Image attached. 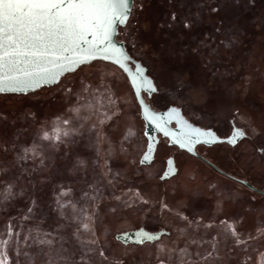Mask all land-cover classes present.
Segmentation results:
<instances>
[{"label": "rangeland", "instance_id": "rangeland-1", "mask_svg": "<svg viewBox=\"0 0 264 264\" xmlns=\"http://www.w3.org/2000/svg\"><path fill=\"white\" fill-rule=\"evenodd\" d=\"M198 1L189 0V5ZM200 1L201 16L211 18L214 0ZM182 2L137 0L123 30L127 43L155 76L166 99L178 98L176 102L195 119L199 118L197 106L206 96L197 72L204 64L220 68L221 97L236 110L238 126L246 133L230 166L250 181L260 182L264 178L260 159L264 152L259 151L264 149V0H221L222 30L208 28L201 33L195 25L198 14L190 9L185 20ZM172 14L176 21L171 20ZM184 22L197 32L196 38ZM184 93L188 94L181 101ZM230 105L224 102L223 107L227 110ZM53 124L67 132L57 142L42 137ZM139 128L143 123L130 85L116 66L104 61L83 65L58 84L33 94H0V166L4 168L0 180L2 186L12 185L10 194L0 195V232L13 225L10 243L20 253L18 258L10 255L13 262L254 264L262 258L264 228L239 231L238 239L245 243L237 245L231 233L215 231L207 214L197 219L193 231L174 228L159 243L105 244L114 240L115 232L133 227L139 204L143 216L161 210L169 227L175 223L174 214L182 215L195 194L205 192L214 201L211 208L217 210L225 197L224 190L218 194L211 171L192 165L167 182L182 186L186 182L183 195L169 192L156 167L138 162ZM213 150L218 161L231 155L229 149ZM238 192L247 194L241 188ZM263 203L259 209L248 210L259 222L264 218ZM90 214H95L96 221ZM170 240L173 243L167 244ZM251 241L254 244H248ZM213 248L215 258L205 259Z\"/></svg>", "mask_w": 264, "mask_h": 264}, {"label": "snow or ice", "instance_id": "snow-or-ice-1", "mask_svg": "<svg viewBox=\"0 0 264 264\" xmlns=\"http://www.w3.org/2000/svg\"><path fill=\"white\" fill-rule=\"evenodd\" d=\"M134 6L135 0H0V93L32 91L46 83L58 82V77L64 72L75 71L77 66L89 63L101 53L99 58L117 64L125 72L129 71L121 61L122 53L116 49L109 51L107 45L111 42L117 25L127 26L132 15L131 7ZM140 7L143 8V3ZM212 11L216 12L218 8L213 7ZM171 20H177L175 14H172ZM189 26L188 22H184L185 28ZM82 45L86 47L82 48ZM79 52L84 53L83 58L77 57L76 54ZM136 73L140 84L137 85L134 79L133 87L137 88V98L143 106L145 119L149 124L156 122L164 135L169 136L170 133L164 125L178 117L179 112L173 108L165 118L153 113L144 105L139 95L140 86L151 92H156L157 89L152 81L143 78V71L139 67ZM63 123L67 124L68 121L65 119ZM66 135L67 132L62 133L55 124L42 133L43 139L50 142L60 141L62 136ZM212 135L211 132L193 129L188 135V140L192 143H200V137ZM245 135L243 130L235 129L228 143L235 144L237 139L244 138ZM173 142L180 143L181 148L188 147L189 151L192 150L182 141ZM153 151L152 144H149L141 163H150ZM260 151L264 152V149ZM168 165L169 169L161 177L162 179L174 174L171 159L168 160ZM3 173L4 168L0 166V177ZM3 184L4 181L0 180V195L10 194L12 185L9 183L2 186ZM64 195H67V192ZM63 207L65 204L62 203L61 208ZM221 223L225 225L226 231L237 237L235 241L237 245L245 243L238 239L239 233L231 224L227 221ZM84 228L87 230L88 225H84ZM15 235L18 236L19 233ZM136 235L139 237L138 243L160 239L159 235L144 230H140ZM13 236L12 224H9L5 231L0 232V264H17L10 259L12 253L17 258L20 256L19 251L13 249L10 243ZM214 252L215 248L204 258H215ZM99 255L103 257L104 253L101 251ZM254 264H264V255L261 259L254 260Z\"/></svg>", "mask_w": 264, "mask_h": 264}, {"label": "flooded vegetation", "instance_id": "flooded-vegetation-1", "mask_svg": "<svg viewBox=\"0 0 264 264\" xmlns=\"http://www.w3.org/2000/svg\"><path fill=\"white\" fill-rule=\"evenodd\" d=\"M213 2H214V7L218 8V11L211 12L212 16H210L211 18L208 19L207 17L201 16L202 10H204V8L201 7L202 5H200L201 4L200 0L198 1V3L193 4L194 6L189 5V0H183L182 2L183 3L182 8L186 10V12L184 11L185 20L186 19L188 20V14L190 16L189 13L190 9L194 14L195 13L198 14V19H195L196 30L198 33H201V31H204L205 29L208 28L210 29V31H212L213 29H214L213 31L222 30V25H223L222 2L221 0H214ZM136 4H137V0H135V6L132 7L131 13H133ZM125 27L126 26H123L122 29L119 31L118 39L122 40L125 43L129 56L132 59L141 62V64L145 67L146 74L151 78L153 82V86L156 87L157 89L156 92L147 91L146 89L143 90L142 93L146 102L153 109L157 111H166L173 108L178 110L179 116L169 121V123L172 128L177 129L179 131L178 138L182 142L188 144L189 146H192L193 149V152H190L187 149L181 148L175 143H171L170 139L167 136H164L159 132L156 134H152V132H150L145 128V123L140 115V110H139V117L143 123V128L137 129V137L139 138L141 136L140 139H138L139 144L141 143L142 145L139 150L138 162L140 163V165L145 167L147 166L156 167L159 174L158 176L159 180L161 181V183L164 184L171 181L177 174H179V170L181 168L188 169L190 165H192L193 168H196L197 170L200 171L201 169H206L207 171H211L212 174L216 176L215 179L217 181V185H219V189L218 188L216 189L218 191V194H221V192H219L220 190L221 191L224 190L223 196L225 197L224 199L221 200V208L217 210L211 208L212 206L211 203L214 201L213 199L207 197L205 195V192L202 193L200 192L198 194H195L194 196L191 195L194 197V198L190 197L189 199L191 205H189L187 208H184L183 210L184 213L182 215L180 212H176L174 214L175 223L171 224L170 222L171 224L169 226L170 229L167 225L164 224L163 218H161L164 215L161 213V210L158 213H155L154 215L144 213L145 215L143 216L141 213L143 210V208L141 207L142 204H139L134 214L135 215V219L133 220L134 225L129 230L143 228L150 232L165 230L168 233L162 234L160 236V239L156 241H145L144 243H123L116 238V234L121 232H115L113 234L114 240L112 242H106L105 244H123V245L131 244L137 247V245L140 244L159 243V241L163 237L171 236L173 232L172 229L174 228L182 231H189V232L193 231L192 229L194 228L197 219L199 220L201 219V217H205L206 216L205 214H207V220H209L210 222H214V228L215 231L217 232L219 231L228 232L225 230V225L221 223L222 221H227V223L231 224L237 230V232L239 231L254 232L258 230L260 227L262 229L259 230L262 231L264 228L263 216H262L263 221L260 222L256 221L255 220L256 216L254 215V213L250 214L248 210L252 211V209L254 210V208L259 209L263 207L261 201L264 202V178L262 177L261 178L262 180L260 182L250 181L245 176L240 175L237 169L231 167L232 164L235 163V160L237 159V147L243 138L237 139V142L235 144L228 143V141L233 137V132L235 131V129L242 130V128L238 126L236 110L234 111L233 108H231L230 103L228 101H225L221 97L220 89L218 87L219 84L221 83V75H222L219 70L220 68L210 64L209 65L204 64L202 65V68H200V71L197 72L198 83H200L202 88L205 89L206 96L204 97V99H202V102H200V104H198L197 106V108L199 109L198 112L199 118L195 119L191 115L186 113L184 107L180 105L181 103L180 104L177 103L178 98L168 100L166 99V96L160 92L159 86L157 84L158 82L155 80V76L149 71L148 67L145 65L141 57L138 56L134 50L130 49L127 43L126 34L123 32ZM186 29L191 36L195 37V35H198L197 32H195L194 30L192 29L190 30V27ZM130 64L131 67H134L132 62H130ZM120 72L129 84L126 75L121 70ZM52 86L54 85L44 86L39 88L38 90H35L27 94H33L34 92H38L39 90ZM187 94L188 93H184L183 99L181 101L185 100L184 98L187 96ZM11 95L15 96L14 93H12ZM16 95L18 96L20 94H16ZM224 102L230 105L229 109L225 110V106L223 107ZM183 103L184 102H182V104ZM185 122H186V126H185ZM196 127L200 129L210 130L212 133H215L220 139H222V141H217L212 144H207L204 141L208 140V137H200L199 138L201 141L200 143H192L191 141L188 140V135L190 134L191 130L196 129ZM149 144H152L154 148L151 157V162L141 163L143 155L148 151ZM217 147L224 148L225 150L228 149L231 150V155L229 157L225 156L227 160H224V162L218 161L216 159L217 155L215 154L213 149ZM260 153L262 152L260 151ZM169 159L173 161L172 168L174 174H170L168 175L167 178L162 179L161 177L169 169V165H168ZM260 159H261V163H263L264 165V156L260 157ZM240 180H246L248 183L258 188L261 192L250 188L248 185H246ZM186 185H187L186 182L184 183L183 186L180 184L168 185L167 183L165 187L168 188L169 192L173 193L176 197H180L183 195ZM175 186L176 188L178 186V190L175 189ZM238 188L245 189L247 191V194H245L246 198L245 195L240 194L238 192ZM166 190L167 189H165L164 192ZM257 198L260 199L259 202H257ZM149 210L147 212L151 213ZM90 215L91 217H94L93 220H95V214L94 215L90 214ZM108 216L109 215H107V217ZM112 216L115 215L112 213ZM262 218L259 217L260 220ZM207 220H205L204 223L207 222ZM201 227H204V224H201ZM105 230L106 228L104 229V231ZM171 243H173L172 240L167 241V244H171ZM100 244L103 243L101 242ZM248 244H254V243L253 241H251L248 242Z\"/></svg>", "mask_w": 264, "mask_h": 264}, {"label": "water", "instance_id": "water-1", "mask_svg": "<svg viewBox=\"0 0 264 264\" xmlns=\"http://www.w3.org/2000/svg\"><path fill=\"white\" fill-rule=\"evenodd\" d=\"M131 11H132V7H131ZM125 25H117L113 34H112V37H111V42L107 45V48L109 51L113 50V49H116L118 50L119 53H122V56H121V61L125 64V66L129 69V71L125 72L124 69L120 68L117 64L115 63H112L110 61H107V60H104V59H101L99 58L101 54H98L97 58H94V59H91V62L93 61H96V60H101V61H104V62H108V63H111L115 66H117L127 77L128 81H129V84L132 88V91L134 93V96H135V99L138 103V106H139V110H140V115L145 123V128L147 130H149L150 132H152V134H156V133H161L164 135V132L162 130H160L159 127H157V124L156 122H153L152 124H149V122L145 119V115H144V110H143V106L141 105V102H140V99L137 98V88L133 87V80L135 79L137 85L140 84V80H139V77L137 76V73H136V69L137 67H139L142 71H143V78L145 80H151V78L146 74V69L145 67L141 64V62L137 61V60H134L132 59L128 52H127V49H126V46H125V43L122 41V40H119L118 39V33H119V27H123ZM83 47H86V46H83L82 45V48ZM71 55V54H70ZM77 57L79 58H83V55L84 53L83 52H79L76 54ZM130 62L133 63L134 67H131V64ZM89 63H82L80 64L79 66L76 67L75 71L82 65H85V64H89ZM74 71H67V72H64L62 75H60L58 77V82L61 80V78L63 76H65L66 74L68 73H72ZM58 82H51V83H46L42 86H38L35 90H38L39 88L41 87H44V86H51V85H55L56 83ZM153 83V82H152ZM145 88H143V86H140V92H139V95H140V98L143 100L144 102V105H146L149 109H151V111L161 117H165L166 118V115L167 113L171 110H166V111H157L155 109H153L145 100L144 96H143V90ZM35 90H32V91H29V90H25V92H19V91H6L4 93H0V94H27V93H30V92H33ZM178 111V110H177ZM179 112V111H178ZM164 127L166 128V130L170 133L169 136H167L171 143H174L173 141L174 140H179L181 141L179 138H178V133L179 131L177 129H174L171 127L170 123L168 122L166 125H164ZM196 129L202 131V132H211L210 130H205V129H200L198 127H196ZM212 133V132H211ZM213 135L212 136H208V140H205V141H210V142H207V144H212L214 142H217V141H222V139H220L215 133H212ZM165 136V135H164ZM176 145H178L180 147V143H175ZM191 147L192 149V146H189ZM184 149H187L188 150V147H185ZM190 152H193V149L190 151ZM151 157H152V154H151ZM242 181L243 183H245L246 185H248L250 188L256 190V191H260L258 188H256L254 185L248 183L246 180H240ZM261 192V191H260ZM140 230H144L145 232H148V233H151V234H155V235H159L161 236L162 234L164 233H168L167 231L165 230H161V231H156V232H150V231H147L143 228H139V229H135V230H129V231H125V232H121V233H118L116 234V238L117 237H120V240L121 242L123 243H138V239L139 237L136 235L137 232H139Z\"/></svg>", "mask_w": 264, "mask_h": 264}, {"label": "trees", "instance_id": "trees-1", "mask_svg": "<svg viewBox=\"0 0 264 264\" xmlns=\"http://www.w3.org/2000/svg\"><path fill=\"white\" fill-rule=\"evenodd\" d=\"M122 29V27H119V31ZM118 36H119V33H118ZM119 38V37H118ZM97 61H101V60H96V61H93L91 63H94V62H97ZM103 62V61H102ZM104 63H107V62H104ZM111 64V63H110ZM83 66V65H82ZM35 93V92H34ZM15 96H17L16 94H14Z\"/></svg>", "mask_w": 264, "mask_h": 264}]
</instances>
